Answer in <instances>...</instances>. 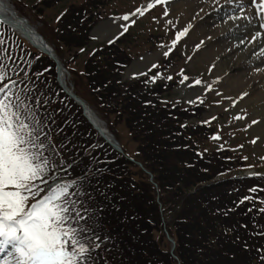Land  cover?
Here are the masks:
<instances>
[{
	"label": "trees",
	"instance_id": "1",
	"mask_svg": "<svg viewBox=\"0 0 264 264\" xmlns=\"http://www.w3.org/2000/svg\"><path fill=\"white\" fill-rule=\"evenodd\" d=\"M62 1L43 0V5L48 8ZM95 9L97 0L71 4L55 30H42L65 66L63 49H82L91 43L90 31L101 19ZM5 30L12 37L3 34L0 42L12 58L0 63L16 82L13 91L31 104L49 134L56 150L51 154L56 169L68 168L65 176L75 180L72 190L78 195L72 199L77 201L75 207L81 215L86 216L80 222L96 231L92 240H107L103 248L89 254L92 264H177L165 242L157 194L148 178L139 170L141 181L134 180L126 168L137 167L98 137L80 107L59 87L54 63ZM120 44L104 45L96 51L82 75L87 86L82 88L76 79L75 92L95 105L108 123L111 114L116 116V122H127L140 147L133 158L153 173L159 186L166 229L176 242L175 254L180 263L224 264L242 257L243 250L250 249L248 245L259 248L262 232L256 236L243 210L257 214L255 206L234 203L225 190L226 182L201 187L222 175L226 163L220 155H201L196 142L186 139L199 133L180 125L187 119L186 112L178 107L148 104L145 96H153L156 90L145 95L133 86L136 83L125 88L121 78L131 61L119 51ZM150 105L159 108H149ZM155 109L158 110L151 112ZM95 169L97 172H93ZM236 190L235 194L242 193V188ZM256 222L258 225L262 218Z\"/></svg>",
	"mask_w": 264,
	"mask_h": 264
},
{
	"label": "rangeland",
	"instance_id": "2",
	"mask_svg": "<svg viewBox=\"0 0 264 264\" xmlns=\"http://www.w3.org/2000/svg\"><path fill=\"white\" fill-rule=\"evenodd\" d=\"M8 1L20 17H26L32 27L42 32L47 28L55 30L69 6L80 5L85 0H63L48 8L43 5V0ZM220 1L167 0L157 3L156 0H97L95 15L103 22L91 32L93 41L86 48L63 49L66 68L71 72L67 83L75 87L77 79L82 88L86 87L82 75L87 61L101 46L109 45L119 34L122 37L127 32L119 46V51L131 61L121 78L125 88L136 83L133 86L139 87L137 91L140 94L156 90L153 96H145L148 104L184 110L187 119H183L180 125L199 132L186 139L196 142L201 155H214L216 158L220 155L226 163V171L214 177L209 184L225 181V190L230 192L234 203L255 206L257 214L245 208L243 210L249 216L256 236L262 232L259 248L248 245L250 249H244L242 257L224 264H264V61L258 56L264 52V29L260 27L262 20L249 0H243L244 5L226 11L222 18L221 13H215L204 22L207 8L217 2L222 5L224 1ZM138 9L143 11V15ZM126 15L131 19L123 20ZM110 16L116 19H109ZM228 23L230 27L227 29ZM5 29L0 24V38L12 37ZM185 29L186 34L177 40L178 34ZM233 29H236L235 32ZM245 32L248 34L244 35ZM258 32L260 35L257 36ZM253 40H256L255 45ZM24 45L31 48L25 41ZM241 56L245 60L243 66L249 65L244 70L248 71L246 75L261 74V79L256 78L249 87L242 80L241 71H238ZM257 58L261 61L251 65ZM89 105L104 120L95 105ZM149 108L159 107L150 105ZM109 117L110 123L104 120L109 133L121 143L129 156L137 157L140 147L134 141L127 122H116L114 114ZM99 146L96 145L93 150ZM126 169L134 180L141 181L137 168L129 166ZM240 178L241 182L237 180ZM238 188H242L240 199L234 193ZM33 202L29 200V204ZM88 216L93 220L92 215ZM258 218H262V222L257 225ZM93 233L96 234V231L92 229L87 233L91 238L87 242L91 252L97 248V239L92 240ZM165 242L171 250L166 237ZM98 244L102 245L101 242ZM86 264H92L90 257Z\"/></svg>",
	"mask_w": 264,
	"mask_h": 264
},
{
	"label": "snow or ice",
	"instance_id": "3",
	"mask_svg": "<svg viewBox=\"0 0 264 264\" xmlns=\"http://www.w3.org/2000/svg\"><path fill=\"white\" fill-rule=\"evenodd\" d=\"M252 3L264 28V0ZM5 58L12 57L0 42V62ZM15 86L0 63V252L11 257L3 264H86L91 238L80 224L86 217L72 199L78 195L72 190L75 181L57 182V165L51 160L55 146L31 104L13 91Z\"/></svg>",
	"mask_w": 264,
	"mask_h": 264
},
{
	"label": "bare ground",
	"instance_id": "4",
	"mask_svg": "<svg viewBox=\"0 0 264 264\" xmlns=\"http://www.w3.org/2000/svg\"><path fill=\"white\" fill-rule=\"evenodd\" d=\"M222 1V0H221ZM220 1V2H221ZM224 2L222 3V5L220 4V6L217 4V3H214L212 5H210L208 8H207V11H206V14H205V17H204V22H207L208 20H210V18L213 17V15H218L221 13V18L222 16L224 15V13H226V11H232L234 10L235 8H237L238 6H242L244 5V1L243 0H223ZM249 1H252V0H249ZM256 2H259V0H256ZM219 6V7H218ZM218 13V14H217ZM223 14V15H222ZM247 15L251 16V13L250 12H247L246 13ZM247 15H245L247 17ZM0 17H2L5 21H9L10 23H12V25L16 24V23H21L22 22V18L21 17H17L15 16L14 14V9L12 8V6L10 5V3L8 2V0H0ZM131 18H129L130 20ZM23 23V22H22ZM24 24V23H23ZM25 27L26 24H24ZM13 27V26H12ZM226 27L227 29L230 27L229 23L226 24ZM13 29L15 31L18 32V30H16L14 27ZM236 30V29H235ZM235 30L233 29V31L235 32ZM231 31V30H230ZM224 32V31H223ZM232 32V31H231ZM19 35L26 41H34L36 43V41L39 42V33L37 32L36 34L33 32V33H30L31 35L29 36V34L27 33H24V31H20L18 32ZM28 33H29V30H28ZM228 33V32H226ZM229 34V33H228ZM245 34H248V32H245ZM36 40V41H35ZM253 45L256 44V40H253L252 42ZM252 46V45H251ZM252 48V47H250ZM251 50V49H250ZM249 50V51H250ZM234 51V50H232ZM231 51V52H232ZM233 53V52H232ZM259 57L262 58V60L264 61V52H260V54H258ZM239 59V58H238ZM240 61H242L239 65H238V71H241V76H242V80H245V83H246V86L249 87L251 86L256 78L258 79H261V74H253V75H250V74H245V72L247 71H244L245 68H247L249 65L247 66H243L245 63H243V61H245L243 59V56L240 57ZM261 59L259 60L258 58L255 59V61L252 64L254 63H258L260 62ZM237 66V65H236ZM248 72V71H247ZM133 74V73H132ZM240 76V78H241ZM241 81V80H240ZM256 84V83H255ZM260 84V82H259ZM264 96V94H263ZM90 117L91 119L93 120V122L96 124V125H100V122L97 120V115H93V114H90ZM8 252H11V248H9ZM11 257L7 254V253H3V252H0V264H3V261L5 259H10ZM2 262V263H1Z\"/></svg>",
	"mask_w": 264,
	"mask_h": 264
},
{
	"label": "water",
	"instance_id": "5",
	"mask_svg": "<svg viewBox=\"0 0 264 264\" xmlns=\"http://www.w3.org/2000/svg\"><path fill=\"white\" fill-rule=\"evenodd\" d=\"M0 20L3 21L4 23L13 26L16 30L20 31H24V33L29 34V36L31 35L30 33H35L36 32L28 25L27 21L22 20V22L24 24H26L27 27H25V25L21 22V23H16L14 25H12V23H10L9 21H5L2 17H0ZM29 30V33H28ZM39 42L36 41V43L34 41H31L32 44L37 47L39 50H41L43 53L47 54L57 65L58 70L61 72L63 69V65L60 62L59 58L56 56V54L47 46V44L43 41V39L39 36ZM62 87L64 88V91L73 99L75 100L84 110L85 113H89V108L86 105V103L79 98L78 96H76L73 91L68 90L67 88H65V86L63 85V83L61 82ZM95 128L99 131L101 137L107 142L109 143L116 151H118L121 154H124L123 149L121 148V146L119 145L118 142H116L112 137L108 136L105 132V130L101 129L99 126L95 125ZM131 162H134L132 159H129ZM135 163V162H134ZM137 164L139 167L142 168V170L150 176V181L153 182V175L148 172L141 164L139 163H135Z\"/></svg>",
	"mask_w": 264,
	"mask_h": 264
}]
</instances>
